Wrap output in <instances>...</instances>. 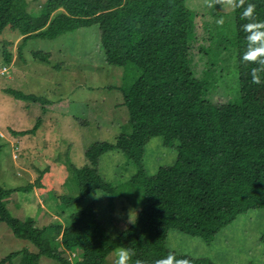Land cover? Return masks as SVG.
<instances>
[{
	"label": "trees",
	"instance_id": "obj_1",
	"mask_svg": "<svg viewBox=\"0 0 264 264\" xmlns=\"http://www.w3.org/2000/svg\"><path fill=\"white\" fill-rule=\"evenodd\" d=\"M186 2L45 0L34 15L27 9L28 0H0V35L8 28L25 44L30 39L54 40L95 26L105 63L122 69L125 78L133 75V68L137 73L128 87L118 89L127 112L126 125L112 141L85 147L84 165L69 167L67 181L71 179L72 194L57 197L60 207H77L69 213L67 226L55 222L37 230L31 218L21 221L7 211L6 200L12 193L41 188L40 176L26 187L0 186V223H5L15 238L37 249L36 253L25 249L12 252L0 264L17 256V264H38L42 257L71 264L63 257L65 252L78 255L72 264H107L106 257L119 248L135 253L129 264L137 259L154 264L169 252L178 258L187 256L192 264H212L169 250L164 246L165 235L176 230L208 242L237 215L264 209V82L252 84L249 73L253 65L240 59L246 49V34L240 26L246 21L240 10L217 11L219 5L207 9L215 18L203 25L210 43L204 48L209 67L197 77L190 53L196 38V12ZM250 2L257 5V19L264 21V0ZM216 18H225L222 26L216 24ZM10 42L0 45L4 64L11 62ZM224 52L227 59L232 54L238 96L214 104L206 95L215 80L213 65ZM32 56L42 63L49 58L40 51ZM6 93L40 104L44 100L12 89ZM35 131L10 135L22 137ZM154 137H160L164 147H175L176 158L148 175L142 158L145 145ZM109 152L123 154L135 166L127 185L140 197V203H132L137 210L133 221L114 238L97 220L95 205L85 203L99 191L115 195V188L98 170L102 156ZM261 239L264 242V234Z\"/></svg>",
	"mask_w": 264,
	"mask_h": 264
},
{
	"label": "rangeland",
	"instance_id": "obj_2",
	"mask_svg": "<svg viewBox=\"0 0 264 264\" xmlns=\"http://www.w3.org/2000/svg\"><path fill=\"white\" fill-rule=\"evenodd\" d=\"M44 1L28 0L27 9L35 15ZM186 4L196 12V38L190 53L192 69L201 77L209 67L204 48L210 44L203 25L215 18L208 13L204 0H187ZM217 11L230 10L219 6ZM10 40L12 45L7 47L10 63H3L0 49V186L5 189L26 187L40 176L41 188L12 193L5 207L11 216L21 221L31 218L37 230L55 222L65 227L69 224V213L77 208L71 207L72 211L60 207L57 201L59 196L72 194L71 179L67 181L69 167L84 165L85 147L93 142L112 141L126 125L127 112L121 105L123 100L118 89L128 87L137 73L133 68V75L127 74L125 78L122 69L105 63L95 26L54 40L30 39L25 44H20V35L5 28L0 35L1 48L5 42L11 43ZM38 51L49 54L47 63L33 58L32 53ZM225 55L226 52L220 54L221 60L213 65L215 80L206 95L214 104H224L238 96L232 54L229 59ZM8 89L44 100L41 104L22 100L6 93ZM32 128L36 129L33 134L10 135V132ZM175 158V147H164L161 138L154 137L145 145L142 166L152 175L158 167L174 163ZM98 170L105 182L115 188V195L99 191L89 195L85 203L95 205L97 220L105 233L114 238L133 221L137 210L132 203H140L138 192L127 185L136 168L123 154L109 152L102 156ZM128 194L130 198L126 197ZM263 234L264 209L258 208L237 215L208 242L169 230L164 246L177 254L212 264H264ZM22 249L27 253L37 252L27 241L15 238L1 222L0 260ZM63 257L71 264L79 259L76 253L65 252ZM116 259L115 250L106 257V263L114 264ZM18 260L19 256L5 264H17ZM38 264L59 263L42 257Z\"/></svg>",
	"mask_w": 264,
	"mask_h": 264
},
{
	"label": "clouds",
	"instance_id": "obj_3",
	"mask_svg": "<svg viewBox=\"0 0 264 264\" xmlns=\"http://www.w3.org/2000/svg\"><path fill=\"white\" fill-rule=\"evenodd\" d=\"M204 5L207 8L219 5L224 10H240L241 19L246 21L240 26L241 31L246 34V49L240 59L245 65H253L249 73L252 84L259 85L264 82V21L256 17L257 5L250 0H204ZM215 22L222 26L224 19L220 18ZM134 255L131 249L119 248L116 250L115 264H129ZM135 264H144V261L137 259ZM154 264H192V261L187 256L178 258L173 252H169Z\"/></svg>",
	"mask_w": 264,
	"mask_h": 264
}]
</instances>
